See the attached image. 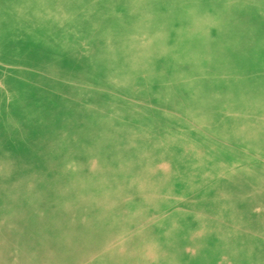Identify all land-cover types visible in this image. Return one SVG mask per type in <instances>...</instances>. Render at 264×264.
<instances>
[{
    "label": "rangeland",
    "instance_id": "obj_1",
    "mask_svg": "<svg viewBox=\"0 0 264 264\" xmlns=\"http://www.w3.org/2000/svg\"><path fill=\"white\" fill-rule=\"evenodd\" d=\"M197 3L244 7L182 18L135 7ZM4 4L48 7L6 19ZM260 4L0 0V264H264V196H248L264 190L260 62L221 66L260 39ZM209 38L217 54L231 51L220 65L195 60ZM6 159L15 171H3ZM27 178L23 207L51 215L12 242L10 197Z\"/></svg>",
    "mask_w": 264,
    "mask_h": 264
},
{
    "label": "clouds",
    "instance_id": "obj_2",
    "mask_svg": "<svg viewBox=\"0 0 264 264\" xmlns=\"http://www.w3.org/2000/svg\"><path fill=\"white\" fill-rule=\"evenodd\" d=\"M34 7H40L45 8L48 7L46 5H12V4H4V13L5 18L7 19L10 11L15 8H34ZM56 7L63 9H71V8H83L85 6H77V5H57ZM127 6H122V8H126ZM135 7L138 8H152V9H162L163 11L160 14H167V11L169 9H177L178 12V18H182L185 10H208V9H216L219 14H231L232 10L239 9L241 7H244L242 5H236V4H206V3H197V4H178V5H137ZM255 7H258L260 9V14L262 20H264V4L257 5ZM260 68H261V74H262V85H264V31H262L260 36ZM85 55H87V52H85ZM262 91H264V87H262ZM3 98L5 106L8 104V92L5 88L3 91ZM7 126V125H6ZM18 167L17 163L14 160L6 159L5 163L3 165V171L5 173H11L12 171H15ZM264 171V170H262ZM34 188V178H27L25 181L19 182L16 185H14L13 192L14 195L10 197L12 200V206H11V215L7 217L6 220V231L9 235V238L12 242H15L20 238V236L23 234V229L21 227L22 224H27L30 220L36 225H45L49 218H50V212L46 206H40V205H33L29 208H24L21 201L23 197L27 196L29 193L32 192Z\"/></svg>",
    "mask_w": 264,
    "mask_h": 264
},
{
    "label": "bare ground",
    "instance_id": "obj_3",
    "mask_svg": "<svg viewBox=\"0 0 264 264\" xmlns=\"http://www.w3.org/2000/svg\"><path fill=\"white\" fill-rule=\"evenodd\" d=\"M259 41H260V39H258L254 44L252 43L251 46L249 45L250 48L246 51L245 58H242L243 60H240L239 61V60L229 59L228 62L222 63L221 66H222L224 72H227L228 74H230V72L237 71L238 69L244 71L246 69H250V68H253V67L257 66L258 62H260V54H261L260 52L261 51L258 52V55L257 56H256V54H253V56H252L251 53H250V49H251V47H254L255 45H257ZM212 43H213V40L209 38L208 39V46L205 47V48H203V49H200V51L198 52L199 56L198 57H195L197 59L194 58L198 63L201 62V61H204L205 63L215 62L216 64H219L220 65L222 59L230 54L231 51L229 49H227L226 52H224L222 54H217L216 51H215L216 50L215 46L212 49H210V45ZM227 47H230V46L228 45ZM238 49L241 50L242 47H240ZM231 50H232V52L235 55H237L233 48H231ZM198 63L195 64V65H196V67L199 70V68H201L200 65H202V64H199L198 65ZM192 67H193V65H192ZM259 80H262V78L260 79V77H259V79L257 81H259ZM260 94H262V97H264V91H262V93H260ZM232 100H233V103L235 105H237V106H239L237 103H241L242 104V102H239L240 100H238V98L235 97V96L232 97ZM260 104H262L264 106V103L263 102H261ZM260 111H261V109H260ZM243 119L244 120H247V116H245ZM261 126H262L261 121H256V124L254 126V129L260 130ZM130 172H132V171H130ZM260 193H261V196H264V190H262V189H260L259 191L258 190H256V191H249L248 196H251V194L252 195L253 194H258L259 195ZM3 195H4V192H1L0 193V198ZM2 199H4V198H2ZM73 201L76 202V203H74L75 205H77V204H79V205H81V204L85 205L86 204V201L84 199H82L81 197H78L77 199L74 198ZM68 205H66V208H68L70 206V205L69 206ZM72 206H74V205H72ZM259 225H261V223H259ZM12 249H13L12 247H9L8 249H6V252H8V253L9 252H12ZM236 252H239V251L236 250ZM16 254H17L16 252H13V255H16ZM219 254H224V253H219ZM33 256H34V254L32 255V257ZM156 257H157L156 256V253H154L152 258H154V261L155 262H156V259H155ZM160 257H163V256H160ZM157 259L162 264H172V261H169L168 259L158 258V257H157ZM243 259H244V264H249V263H251L253 261V257H251V256H248L247 258H243ZM258 260H260V259L258 258ZM258 260L256 259L255 261H253V264L254 263H258V262H262V261H258ZM149 261L151 262V260H149ZM231 264H242V262L239 263L238 261H233Z\"/></svg>",
    "mask_w": 264,
    "mask_h": 264
}]
</instances>
